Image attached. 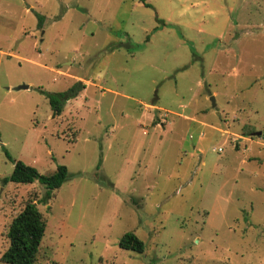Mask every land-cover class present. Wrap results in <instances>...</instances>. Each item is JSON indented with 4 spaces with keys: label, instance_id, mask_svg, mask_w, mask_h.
<instances>
[{
    "label": "rangeland",
    "instance_id": "rangeland-1",
    "mask_svg": "<svg viewBox=\"0 0 264 264\" xmlns=\"http://www.w3.org/2000/svg\"><path fill=\"white\" fill-rule=\"evenodd\" d=\"M258 130L264 0H0V254L32 200L34 264H264ZM16 160L67 179L3 184Z\"/></svg>",
    "mask_w": 264,
    "mask_h": 264
},
{
    "label": "trees",
    "instance_id": "trees-1",
    "mask_svg": "<svg viewBox=\"0 0 264 264\" xmlns=\"http://www.w3.org/2000/svg\"><path fill=\"white\" fill-rule=\"evenodd\" d=\"M41 24V17L37 15V25ZM83 88L80 81H74L65 90L58 92H45L51 117L58 116L66 100L74 98ZM67 169L64 165H58L53 173L43 175L30 165L16 160L12 164V170L1 182L31 183L36 180L46 189L58 188L67 179ZM45 221L32 200L24 203L23 207L11 218L7 229V247L0 254V261L8 264H34L37 250L44 234ZM118 246L122 249L141 253L144 250V242L133 232L127 231L118 240Z\"/></svg>",
    "mask_w": 264,
    "mask_h": 264
},
{
    "label": "water",
    "instance_id": "water-1",
    "mask_svg": "<svg viewBox=\"0 0 264 264\" xmlns=\"http://www.w3.org/2000/svg\"><path fill=\"white\" fill-rule=\"evenodd\" d=\"M20 88H27V85H20ZM211 103L213 105V97H210ZM250 136H264V130L253 131L250 133Z\"/></svg>",
    "mask_w": 264,
    "mask_h": 264
},
{
    "label": "crops",
    "instance_id": "crops-1",
    "mask_svg": "<svg viewBox=\"0 0 264 264\" xmlns=\"http://www.w3.org/2000/svg\"><path fill=\"white\" fill-rule=\"evenodd\" d=\"M82 80V81H81ZM74 81H80L82 84H83V89H84V87H85V85H86V81H88V80H84V79H82L81 77H79V76H76V78L74 79ZM84 82V83H83ZM78 95V94H77ZM76 95V96H77ZM75 96V97H76ZM74 97V98H75Z\"/></svg>",
    "mask_w": 264,
    "mask_h": 264
}]
</instances>
